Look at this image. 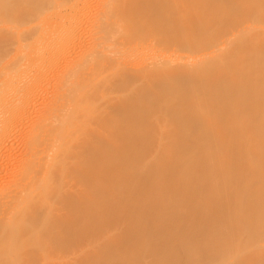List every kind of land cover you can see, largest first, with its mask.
<instances>
[{"label": "bare ground", "instance_id": "6f19581e", "mask_svg": "<svg viewBox=\"0 0 264 264\" xmlns=\"http://www.w3.org/2000/svg\"><path fill=\"white\" fill-rule=\"evenodd\" d=\"M90 2L0 0V118H41L0 187V264H122L141 245L133 264H212L236 242L224 264H264V27L168 59L197 54L218 20L264 18V0Z\"/></svg>", "mask_w": 264, "mask_h": 264}, {"label": "rangeland", "instance_id": "374dc122", "mask_svg": "<svg viewBox=\"0 0 264 264\" xmlns=\"http://www.w3.org/2000/svg\"><path fill=\"white\" fill-rule=\"evenodd\" d=\"M81 1H84V0H81ZM90 1V0H89ZM91 1H93V0H91ZM91 3V2H90ZM93 4V2L91 3V5ZM94 4H95V0H94ZM94 4H93V6H94ZM88 5L90 6V4L88 3ZM89 6H88V9H86L85 10V14H86V16L87 17H92V21H93V19L95 20V15H97V10H95V9H91V7L89 8ZM93 8V7H92ZM95 8H96V4H95ZM97 9V8H96ZM259 11H264V8H262L261 7V9H258ZM258 12V11H257ZM213 13V12H212ZM249 13L247 12V15H245V14H243V15H245V16H243V15H241L240 17H232L231 18V20H230V22L228 21V23H226V24H223L220 20H218L217 21V24L219 25V27H218V25H217V27H216V29H215V31H213V33H212V35L211 36H204V37H202L199 41H201V46H200V50H199V52L197 53V54H191V55H185V54H182V55H172V54H169L168 55V59H171V60H175V59H180V61H183V62H195V63H198V59H200L201 57H211V56H215L218 52V49L220 48V45H222L224 42H226V41H228L229 39H232L235 35H240V34H242V35H245V34H248L247 33V31L248 30H253V29H255V25H257V26H259V25H261V27H264V18H262V17H257V18H254V17H256V16H254V17H251L252 15L251 14H249ZM263 14H264V12H263ZM251 15V16H250ZM95 16V17H94ZM94 17V18H93ZM87 26V25H86ZM86 28H88V26L86 27ZM89 29V28H88ZM249 33H251V32H249ZM252 34V33H251ZM251 34H250V36L248 35V36H246L245 37V39L247 40V39H249L248 37H250V39H251ZM209 39H212V41L210 42V44L212 43V42H214V43H212L210 46H209V44H208V46H205V42L207 41V40H209ZM249 39V40H250ZM88 39H86V41H87ZM89 41H87V45L89 44L88 43ZM169 56H170V58H169ZM47 60L45 59V63H47L46 62ZM45 63H43V67H46L45 65ZM39 64V63H38ZM41 65H42V63H41ZM41 65L39 64V65H36V67L35 68H37V66H40L41 67ZM40 67H38V68H40ZM35 68H32V71L35 69ZM36 71V69L33 71V72H35ZM39 71V70H38ZM38 71H36V72H38ZM44 71V70H43ZM42 70H40L39 72H43ZM32 72V73H33ZM35 72V73H36ZM31 73V74H32ZM37 74H39V73H37ZM49 78H52V74L51 75H49ZM43 79H44V77H43ZM45 81V80H44ZM46 82V81H45ZM44 82V83H45ZM41 83H42V81H39L37 84H40V86H42V87H44V89L46 88L45 86H47L46 84H43L42 83V85H41ZM45 85V86H44ZM39 86V85H38ZM39 89H42V88H39ZM39 101V100H38ZM42 101V100H41ZM41 101H39V103H40V105L38 104V106H37V108H42V105L44 104H42L41 105ZM23 120V122H22V120ZM26 119V120H25ZM38 119V118H37ZM36 118H0V127H5V128H8V130H9V133H11V134H9L10 136H9V138L8 139H4L3 141V145H2V147L4 146V149L3 148H1V150L2 151H0L1 152V156H0V166L2 167V168H4L3 170H2V172H0V187H5V189H7V188H10V187H12V186H14V185H12V184H16L17 182H18V177H19V175H20V173H21V170H23L22 169V167L24 168V165H25V160L27 161V156L25 155L26 154V148L24 149V147H25V144H26V140H28L30 137H31V131H32V128L34 127V126H36L39 122H40V119L41 118H39L38 120H37ZM20 120H21V122H20ZM28 120V121H27ZM37 122H36V121ZM30 121V122H29ZM19 123V125L22 123L23 125H18V123ZM36 123V124H35ZM14 124H15V127H14ZM17 125V126H16ZM30 125H32V126H30ZM27 126V127H26ZM31 127V128H30ZM17 128V129H16ZM31 129V131H29ZM23 130V131H22ZM13 139V140H12ZM6 141V142H5ZM7 144V145H6ZM9 145H10V147H9ZM151 145L152 144H150V143H147V144H143V145H141V146H139V148H137V150L135 151L136 152V155L139 157V156H146L147 154H148V150H149V147H151ZM6 146V147H5ZM11 148V149H10ZM12 150V151H11ZM11 151V152H10ZM5 152H7V154L5 153ZM24 152V153H23ZM4 153H5V158H4ZM23 153V154H22ZM22 155H23V157H22ZM8 157V158H7ZM22 157V158H21ZM24 158V159H23ZM1 159H2V161H1ZM22 159V160H21ZM3 160H4V162H3ZM9 160V161H8ZM13 160V161H12ZM6 161V162H5ZM19 161H22V162H19ZM24 162V163H23ZM2 163V164H1ZM19 164V165H18ZM19 168V169H18ZM5 177V178H4ZM16 181V182H15ZM15 182V183H14ZM2 188V189H3ZM121 189V188H120ZM120 189H118L117 190V192L116 193H118V194H114V196L115 197H113V198H115L116 199V197H118L119 196V198H117V199H120V197H121V191H120ZM1 190V189H0ZM120 191V192H119ZM120 193V194H119ZM117 195V196H116ZM112 198V197H111ZM110 198V199H111ZM112 198V199H113ZM110 199H108V201H106V200H103V201H106V202H109V200ZM138 200V202L140 201V200H142V203L144 202V200H145V198L143 199H140L139 200V198L137 199ZM137 200L135 199L134 200V202H137ZM212 200H214V199H212ZM211 199H210V202L212 201ZM103 201H101L100 203H102ZM145 201H147V200H145ZM209 201V200H208ZM106 202H103V204H101V205H103V206H105L104 205V203H106ZM137 202V203H138ZM141 202V201H140ZM139 202V204H142V203H140ZM214 202H217V200L215 201L214 200ZM136 203V205H138ZM213 203V202H212ZM107 205V204H106ZM259 206H263L262 204L261 205H259ZM122 206H120V207H118L117 209H120ZM138 208V207H137ZM236 208V207H235ZM241 208H243V207H241ZM241 208H239V207H237L236 209H241ZM248 209V208H247ZM247 209H244V211L245 210H247ZM235 209L233 208V211H234ZM243 210V209H242ZM232 211V209L230 210V212ZM248 211V210H247ZM235 212H236V210H235ZM240 212H241V210H240ZM229 213V212H228ZM227 213V214H228ZM232 213H234V212H232ZM238 213V212H237ZM227 214H224L223 215V217H225L226 218V216H227ZM231 214V213H230ZM235 214V213H234ZM136 215V214H135ZM229 215V214H228ZM114 216V217H113ZM113 216H111L112 218H110V216H109V220L107 219V217L105 218L106 220H108V221H111L112 220V222H114L115 223V220H118V221H116V222H118L117 224L119 225V226H116V223H115V225H112V223H110L114 228L116 227H118V228H122V227H120V226H123V224L122 223H125L126 224V226H124V227H135V225H133L132 224V221H130V220H133L132 218H128L125 222H122L121 223V220H120V218H118L119 216H115V215H113ZM138 216V217H137ZM220 216L221 215H219V218H220ZM232 216V214L230 215V217ZM235 216V215H234ZM135 217V216H134ZM141 218H143V216H140ZM140 217H139V215H136V219H134L133 220V222H134V224H137L138 222L137 221H141L140 223H138V225L139 224H141L142 222H143V220L145 219H140ZM118 218V219H117ZM137 218L139 219V220H137ZM217 218V217H216ZM225 218H224V220H225ZM234 217H231V219H228V216H227V219L228 220H232ZM104 218H103V220H101V222H102V226H103V229L106 231V233H107V235L109 234L108 232L112 229H114V228H112V226L109 224V223H107L108 221H106ZM111 219V220H110ZM115 219V220H114ZM147 219V218H146ZM146 219H145V221H146ZM221 219V218H220ZM114 220V221H113ZM104 221H106L105 223H107V224H109V228H108V230L110 229V227H111V229L108 231V230H106L107 228H105L106 226H104L105 224L103 223ZM120 221V222H119ZM129 221V222H128ZM148 221V220H147ZM225 221H227V220H225ZM126 222H128V223H131L133 226H130V225H127L128 223H126ZM113 223V224H114ZM119 223H121V224H119ZM144 223V222H143ZM142 223V224H143ZM124 224V225H125ZM262 225V224H261ZM260 225V226H261ZM141 226V225H140ZM123 227V228H124ZM127 227V228H128ZM126 228V229H127ZM129 228H128V230H129ZM125 229V228H124ZM131 229V228H130ZM141 229H142V227H141ZM140 228H138V230L140 231L141 230ZM236 229V231L238 230V228H235ZM108 231V232H107ZM114 231H115V229L113 230V233H114ZM138 231V232H139ZM137 232V233H138ZM181 232V231H180ZM110 233H112V232H110ZM136 233V234H137ZM208 234H209V232H208ZM207 233H206V235L205 236H207L208 235ZM113 235V234H112ZM112 235L110 236V237H112ZM135 234H133V236H134ZM106 236V234H104V236H103V238ZM109 236H106L104 239H106L107 237H109ZM133 236H132V238H133ZM136 236H138V235H135V237ZM204 236V237H205ZM109 237V238H110ZM134 237V238H135ZM137 239H138V237H136ZM137 239H132V240H130L129 242H131V241H133V245H134V242L136 243V241L138 242V240ZM205 239H206V237H205ZM107 240V239H106ZM105 240V241H106ZM151 239H147V240H145V241H149V242H151L152 243V241H150ZM152 240H153V238H152ZM125 241V240H124ZM145 241H143V242H141V243H139L140 245L141 244H144V242ZM104 242V241H103ZM128 242V241H127ZM127 242L125 243V246H129L130 247V245L132 244V242L129 244V242H128V244L129 245H127ZM153 242H154V240H153ZM158 242V241H157ZM223 242V241H222ZM225 242V241H224ZM107 243V242H106ZM122 243V242H121ZM150 243V244H151ZM161 243V242H160ZM105 244V243H104ZM123 244V243H122ZM138 243H136V245H134L136 248H137V246L139 245H137ZM146 244V243H145ZM144 244V245H145ZM186 244V243H185ZM188 244V243H187ZM187 244H186V246H187ZM103 245V244H102ZM178 245V244H177ZM196 245V244H195ZM242 245H243V242H236V243H234V245L230 248V252L229 253H219L218 254V260L216 261V262H214V263H212V264H224L227 260H233L234 258H235V255H236V253H238V252H241V251H244V249L242 248ZM134 246H131V248H133ZM148 246V245H147ZM150 246V245H149ZM148 246V247H149ZM181 246H183L182 245V243H181ZM180 246V247H181ZM103 247V246H102ZM140 248H143V245H141V246H139ZM176 247V246H175ZM184 247V246H183ZM124 248H128V247H124ZM131 248H128L127 250H131ZM136 248H133V249H135L136 250ZM139 248V249H140ZM172 248H173V246H172ZM171 248V249H172ZM176 248H178L179 249V247H176ZM133 249H132V251H133ZM139 249H137L138 250V252H139V254L141 253L142 254V249H140L141 250V252L139 251ZM173 249H175V248H173ZM127 250H125V249H123V252H125V251H127ZM147 250H148V248H147ZM145 251V250H144ZM123 252H121V253H123ZM137 251H136V254L138 253ZM147 252V251H146ZM171 252H173L172 250H171ZM128 253H129V251H128ZM127 253V255H129V257H130V255H133V253H134V251H133V253L132 254H128ZM209 253V252H208ZM126 255V253H123V255ZM138 254V255H139ZM125 255H124V257H123V262L126 264V262L127 263H132L133 261H134V259H136V258H138V255H135V257H134V255L132 256L133 257V259H132V257H128L127 255V258L128 259H126L127 261H124L125 260ZM144 255H146V254H144ZM148 255V254H147ZM120 257H121V259L120 258H117V260H121V261H119L120 263L122 262V256L121 255H119ZM118 256V257H119ZM164 256H165V254H164ZM163 256V257H164ZM167 256H169V255H167ZM166 256V257H167ZM140 257V256H139ZM141 257H144V256H141ZM163 257H162V259H163ZM168 258V257H167ZM173 258V257H172ZM172 258H169V259H172ZM116 259V258H115ZM114 259V260H115ZM157 259V260H156ZM168 259V260H169ZM179 259V258H178ZM181 260H182V258H180ZM155 260L157 261V262H161V264H162V261L163 260H161L160 261V259H159V255L155 258ZM164 260H165V257H164ZM174 260V259H173ZM175 260H177V259H175ZM174 260V261H175ZM178 261V260H177ZM180 261V260H179ZM178 261V263H180ZM183 261V260H182ZM181 261V262H182ZM185 261V260H184ZM114 262V261H113ZM115 262H116V260H115ZM119 262H117V264H119ZM138 262H139V259H138ZM167 262V260L165 261V263ZM169 262V261H168ZM171 262H173L172 260H171ZM124 263H122V264H124ZM134 263V262H133ZM132 263V264H133ZM91 264V263H90ZM109 264H112V263H109ZM114 264H116V263H114ZM141 264V263H140ZM164 264V263H163ZM171 264V263H170ZM177 264V263H176ZM204 264V263H203Z\"/></svg>", "mask_w": 264, "mask_h": 264}]
</instances>
